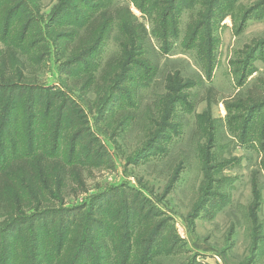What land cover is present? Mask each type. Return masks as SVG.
<instances>
[{
	"label": "rangeland",
	"instance_id": "374dc122",
	"mask_svg": "<svg viewBox=\"0 0 264 264\" xmlns=\"http://www.w3.org/2000/svg\"><path fill=\"white\" fill-rule=\"evenodd\" d=\"M263 40L264 0H0V170L31 153L67 169L47 162L0 216L1 261L264 264V152L245 134L263 57L239 85Z\"/></svg>",
	"mask_w": 264,
	"mask_h": 264
},
{
	"label": "trees",
	"instance_id": "16d2710c",
	"mask_svg": "<svg viewBox=\"0 0 264 264\" xmlns=\"http://www.w3.org/2000/svg\"><path fill=\"white\" fill-rule=\"evenodd\" d=\"M249 14L251 15V11L249 12ZM249 14H247L243 19L244 25L246 24L249 18L259 17L261 15V14L260 15L254 14L253 16H250ZM108 16L109 14L107 11L102 12L101 15H99L93 21H91L89 30H91V28H93V26H95L96 24L103 22L104 19ZM142 26H140L141 31L145 32ZM237 28L239 32L242 31L243 27L241 23L238 25ZM142 35L145 37L144 33H142ZM262 46H264V40L259 43L256 42L254 44V48L252 49V51L246 55L247 57H246V60L244 61L243 69L239 75L240 76L239 84H242V82L246 81L247 73L245 72V69L248 68V66H250V62L254 58L255 53L259 49H261ZM260 108H262V105L260 106V104L254 105L252 107L251 114L249 116V120L246 125L247 130L245 134L247 136V139L250 138L249 136L252 134L253 136L252 139L257 140V143H260V147L262 148L263 139H264V124H263L264 119L262 123H260V125L256 127V119H257L256 114H261L262 112L261 110H259ZM55 148H57V144ZM49 161H51L50 162L51 168H55V167L57 168L56 177L62 180L63 177H65L66 172H67V169H65L66 166L63 163V161L61 159H56V158L53 160H50L48 158H45L44 154H40V153L38 154L31 153V157L29 158L25 156H20L19 158H16L12 162H10L8 165L1 168L0 170V216H3V214H5L4 211H6L9 215L16 216V218H18L17 216L23 213V209L26 207V203H24V201L22 200V194L25 191L24 189L26 187H29L30 189L31 187L36 186V178L42 179L43 177V179L47 181L46 178L48 179V177L45 171L43 172L42 170L46 168V165L49 164L47 162ZM16 218L12 220L14 221L16 220ZM13 237L14 235H12V238ZM6 242H7V239L5 240V242L3 240L1 248ZM150 243H151L150 246L152 245L151 249H153L154 241L152 240ZM60 246H62V243L58 245L56 249L57 251L60 250L61 248ZM24 247L27 248L25 245ZM8 252H10L11 258L14 257L15 260L10 261L7 264H34V259H33L34 254L31 252L26 254V256H25V253L24 255H19V252H16V253H14L13 251H8ZM1 255L2 254H0V264L1 263L4 264L5 261L4 260L1 261ZM54 256L56 257L55 253H54ZM67 258H68L67 255L65 256L61 255V253L59 252L56 264H66ZM72 262H74V259ZM69 264H71V262Z\"/></svg>",
	"mask_w": 264,
	"mask_h": 264
},
{
	"label": "crops",
	"instance_id": "0c3cea01",
	"mask_svg": "<svg viewBox=\"0 0 264 264\" xmlns=\"http://www.w3.org/2000/svg\"><path fill=\"white\" fill-rule=\"evenodd\" d=\"M252 18H254V17H252ZM250 19V18H249ZM248 19V20H249ZM247 20V21H248ZM246 23H248V22H246ZM247 25V24H246ZM261 57H263L264 58V46H262V48L261 49H259L256 53H255V56H254V58L251 60V62H250V66H248V68H246L245 69V72L247 73V76H246V81L248 80V78L250 79V78H255V77H252V76H254L255 74H256V72H257V69H256V60H258L259 58H261ZM239 62H241V59L239 60V61H236V63L234 62V64L236 65V67H235V72H239V67H237V63H239ZM239 65H240V63H239ZM263 70V69H262ZM239 85H241V84H239ZM262 113V112H261ZM256 116L258 117L259 115L258 114H256ZM255 116V117H256ZM256 117V118H257ZM263 124H264V121H263ZM253 141L255 142V141H257V140H255V139H253ZM261 148V147H260ZM261 151L262 152H264V139H263V146H262V148H261ZM262 157H264V153H263V156Z\"/></svg>",
	"mask_w": 264,
	"mask_h": 264
}]
</instances>
